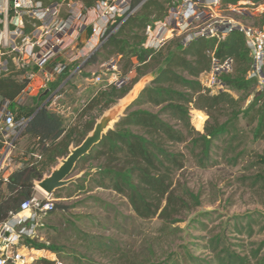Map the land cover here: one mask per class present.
<instances>
[{
  "label": "trees",
  "instance_id": "1",
  "mask_svg": "<svg viewBox=\"0 0 264 264\" xmlns=\"http://www.w3.org/2000/svg\"><path fill=\"white\" fill-rule=\"evenodd\" d=\"M37 1L49 4L57 0ZM80 1L86 7L95 3V0ZM170 1L132 0L131 9L137 8L136 11L90 57L88 63L97 62L100 56L102 61L121 56L120 76L131 73L136 76L130 86L101 89L87 102L74 122L45 107L37 110V105L27 107L21 104L20 96L28 81L18 78L23 72L9 60L11 72L0 75V98L8 100L17 115H32V118L23 134L25 143L16 150L8 181L0 182V223L10 212L18 211L24 200L33 196L35 181L49 174L59 159L69 154L72 145H80L94 129L98 118L151 72L155 74L140 97L104 135L101 143L82 158L76 171L82 175L71 185L56 191L54 197L61 198L64 191H71L72 195V192L105 190L125 199L138 218L158 217L164 224L176 223L181 221L184 211L191 208V200L199 201V196L179 178L189 155L202 167L216 165L222 158L216 149L224 145L225 153L234 151V143L239 139L241 115L247 124H254V140H264V89L258 88L257 79L248 77L252 56L243 33L235 30L223 40L201 37L188 45L177 39V50L168 54L164 53V46L160 50L144 47L146 26L167 14ZM242 1L255 7L264 5V0H221V4L229 8ZM255 23L258 27L264 26V10L256 16ZM227 59L232 60V71L220 75L225 88L213 92L203 84V76L211 71L215 61L222 64ZM230 90L241 91L242 95L235 97ZM250 97L252 100L245 107ZM193 109L208 116L204 132L196 130L192 122ZM252 153L251 163L255 171L250 176V185L264 195V150ZM238 157L241 158L242 154ZM56 208L66 207L55 202V208L48 216ZM263 220L264 216L259 212L233 216L222 234L204 237L206 244L203 247L210 256H191V263L264 264V239L248 247L245 239L233 243L230 238L234 232L251 239L256 233L255 227L260 233L264 231ZM200 223L204 230L208 228V224ZM86 237L97 244L100 252L110 254L115 250L114 245L97 240V236ZM36 238H26L23 243L39 250L58 249V246L38 242ZM38 262L54 264L47 259ZM127 264L135 263L129 260Z\"/></svg>",
  "mask_w": 264,
  "mask_h": 264
},
{
  "label": "built area",
  "instance_id": "2",
  "mask_svg": "<svg viewBox=\"0 0 264 264\" xmlns=\"http://www.w3.org/2000/svg\"><path fill=\"white\" fill-rule=\"evenodd\" d=\"M131 6L132 0H95L92 7H86L79 0L53 1L49 4L37 0H0V75L11 72V59L16 69L23 72L18 78L28 81L20 98L35 94L37 110L45 107L62 116L73 113L70 112V105L60 104L64 91L72 77L85 68L86 58L101 49L136 11L137 8L131 9ZM222 7L221 0H171L167 14L146 26L144 47L160 50L175 38L184 45L201 37L223 40L237 30L244 34L252 56L248 77L264 80V26H249L222 16ZM88 26L92 27L90 40L96 42L88 50L87 57L72 71L67 70L65 63L56 64L49 71V61L72 42L75 44L82 30ZM72 33L73 39L70 37ZM114 58L103 64L102 75L95 76V84H101L108 75L106 87L121 88L129 83L130 74L118 75V61ZM230 71L231 59L222 64L215 61L202 82L213 92L224 89L220 75ZM31 118L32 115H17L11 110L9 101L0 98V182L8 181L18 142ZM56 200L53 195L34 193L20 204L18 211L10 212L8 218L0 223V264H35L40 259L55 260V252L29 248L23 241L38 236L39 227L54 210ZM41 250L54 258L35 254Z\"/></svg>",
  "mask_w": 264,
  "mask_h": 264
},
{
  "label": "rangeland",
  "instance_id": "3",
  "mask_svg": "<svg viewBox=\"0 0 264 264\" xmlns=\"http://www.w3.org/2000/svg\"><path fill=\"white\" fill-rule=\"evenodd\" d=\"M263 10V5L255 7L251 3L242 1L231 8L222 7L220 15L241 21L249 26L258 27L255 23L256 16ZM87 29L88 31H85L84 36L90 37L92 27ZM71 36L75 38L73 33ZM72 37L71 39H73ZM84 41L77 40L75 44L72 42L64 48L59 57L68 60L70 54L78 52L77 56H80V59L86 58L88 50L96 41L92 44L87 42L85 46ZM176 42L177 38L169 40L163 47L164 53L176 51L178 48ZM99 58H101L100 60L103 59L101 56ZM115 58L118 57L115 56ZM50 66L48 70L52 69ZM119 67L118 63V70ZM99 70L95 67L89 75L95 77L101 73ZM83 73L88 72L83 70ZM152 74L154 75L155 72L148 75L152 78ZM135 76L136 73L130 74L128 86L132 84ZM108 79L109 75L105 76L104 81L99 86L94 85L91 89L90 87L87 88L86 93L79 92L76 85L71 83L68 89L64 91V97L60 104H79L77 108L83 110L90 98L93 97V90L98 87L105 88ZM258 88L264 89V80L258 81ZM230 91L235 97L242 95L241 91ZM251 100L252 97L246 101L244 106L247 107ZM20 102L27 107L35 106V94L20 98ZM75 107L76 105H74ZM141 108L148 109V107ZM81 112L66 113L69 116L67 120L69 121L73 115L78 118ZM191 115L196 130L204 132L207 114L193 109ZM238 125L240 129L239 139L234 143V151L225 153L227 149L223 147L224 145L216 149L218 156H222L216 165L202 167L195 158L189 155L186 167L179 173V178L194 194L199 196V201L191 200V208L185 210L180 216L181 221L164 224L163 220L158 217L153 219L138 218L129 208L127 201L113 192L94 190L83 193L72 192L70 195L71 191H64L62 192V199L54 198L57 199L56 202L63 204L66 208H56L45 219L36 240L58 246L53 262L62 264H127L129 260L135 264H155V262L192 264L191 256L199 258L210 256L209 251L203 247L206 244L204 237L222 234L226 223L233 216L252 212H259L264 216V195L254 190L250 185V176L255 171L251 163L253 160L252 152H262L264 140H254L252 134L254 124H247V120L242 115ZM24 143L25 138L22 136L17 148L23 146ZM240 153L242 154L241 158L238 157ZM224 155L227 157H223ZM38 191L36 189V192ZM200 221L208 224L206 230L203 229ZM263 224L264 220L261 226ZM255 228L256 233L251 239L246 238V236H238L232 230L231 242L241 243V240L245 239L248 247L251 243H260L264 239V231L260 233L259 228ZM88 235L97 236V240L114 245L115 250L110 254L100 252L97 249V244L86 237ZM35 254L54 258L53 255L43 251ZM38 261H35V264H39Z\"/></svg>",
  "mask_w": 264,
  "mask_h": 264
},
{
  "label": "water",
  "instance_id": "4",
  "mask_svg": "<svg viewBox=\"0 0 264 264\" xmlns=\"http://www.w3.org/2000/svg\"><path fill=\"white\" fill-rule=\"evenodd\" d=\"M151 80L150 75L141 78L127 95L105 111L83 142L78 146L72 145L69 154L59 159V163L49 174L35 181V187L47 195H54L56 191L74 183L82 175V173L76 174L77 166L82 158L101 143L104 135L113 129L120 118L126 114Z\"/></svg>",
  "mask_w": 264,
  "mask_h": 264
},
{
  "label": "crops",
  "instance_id": "5",
  "mask_svg": "<svg viewBox=\"0 0 264 264\" xmlns=\"http://www.w3.org/2000/svg\"><path fill=\"white\" fill-rule=\"evenodd\" d=\"M88 27H90V26H88ZM87 27V28H88ZM86 28V29H87ZM84 30L83 32H82V35H80V39H78V40H82V41H84V40H86V41H84L85 43H84V45H86L87 44V42H89L90 41V44H92L93 42H94V40H90V37H88V35L86 36H84V33H85V31L87 32L88 31V29L87 30ZM90 32H91V30H90ZM89 38V39H88ZM84 48V46L82 47V49ZM63 52V51H62ZM62 52L61 53H59L57 56H55L53 59H51L50 61H49V63L47 64V69L49 68V66L50 65H52V66H50V67H52L53 68V66H55L56 64H59V63H65V64H67V70H70V71H72V70H74L77 66H78V64L82 61V59L83 58H79L80 56H77V53L78 52H73L72 54H70L69 56H68V60H66V59H64V58H60L59 57V55H62ZM94 55V54H93ZM92 55V56H93ZM92 56H90V57H92ZM90 57H88V58H86L87 59V61H86V65H85V68L83 69V70H86L88 73H83V70L80 72V73H77V74H75L73 77H72V80L70 81V83H69V85H68V87L71 85V83H74V85H76V88L78 89V91L79 92H85L86 93V91H87V88H89L90 87V89L91 88H93L94 87V85H96V86H99L100 84H95L94 83V76L93 77H91L90 75H87V74H90L91 73V71L96 67V68H99L100 70V74H97V75H102V72H103V64H105L106 63V61H102V60H98L97 62H89L88 63V60L90 59ZM120 57L121 56H118V58H114V59H116L117 61H118V63H119V60H120ZM57 59V60H56ZM80 59V60H79ZM69 61V62H68ZM54 62H56V64H54ZM52 70V69H51ZM50 71V70H49ZM118 75H120V72H118ZM52 84V83H51ZM83 85H85V87H83ZM68 89V88H67ZM101 89H103V88H101V87H98V88H96L95 90H93V97L101 90ZM93 97H91V98H93ZM90 98V99H91ZM67 105H70L71 106V108H72V110H73V112L75 111V113H80L81 111H82V108H77V106L79 105V104H66V106ZM74 105H76V107L74 108ZM34 107V106H33ZM64 117L65 118H67V117H69V116H67L66 114L64 115ZM76 120V116H71L70 117V119H69V122H73V121H75ZM96 190H98V189H96ZM38 191V190H37ZM35 193H41L40 191H38V192H35ZM54 196V195H53ZM60 199H62V197L60 198ZM40 229V228H39ZM43 250H41V252H42Z\"/></svg>",
  "mask_w": 264,
  "mask_h": 264
},
{
  "label": "bare ground",
  "instance_id": "6",
  "mask_svg": "<svg viewBox=\"0 0 264 264\" xmlns=\"http://www.w3.org/2000/svg\"><path fill=\"white\" fill-rule=\"evenodd\" d=\"M199 116V115H198Z\"/></svg>",
  "mask_w": 264,
  "mask_h": 264
}]
</instances>
